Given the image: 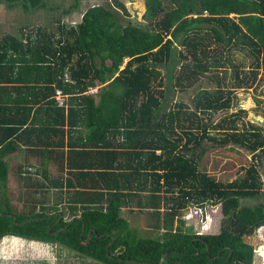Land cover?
I'll return each mask as SVG.
<instances>
[{"label":"trees","instance_id":"trees-1","mask_svg":"<svg viewBox=\"0 0 264 264\" xmlns=\"http://www.w3.org/2000/svg\"><path fill=\"white\" fill-rule=\"evenodd\" d=\"M0 2L47 7L42 0ZM79 5L74 0L64 14ZM127 16L124 4L113 1L88 8L77 25L0 36V244H58L97 264H253L254 249L244 238L264 227V204L240 201L262 194L256 153H264L263 128L239 129L243 110L215 125L211 119L233 107L236 90L250 89L259 71L264 74V0H145L148 28ZM232 50L253 63L248 73L233 64L229 78L224 68ZM174 62L175 88L195 90L192 108L179 102L160 112L159 67ZM57 90L66 97L63 106ZM24 144L43 159L18 171L45 199L17 212L5 159ZM230 144L253 156L244 178L223 183L202 165L208 148ZM54 148L62 149L54 161L66 173L56 179L45 169ZM51 191L52 203L45 196ZM209 204L221 207L215 235L178 230L161 239L150 229L141 236L122 215L123 208L148 210L163 215L168 228L188 207ZM90 229L95 234L87 240Z\"/></svg>","mask_w":264,"mask_h":264},{"label":"rangeland","instance_id":"rangeland-1","mask_svg":"<svg viewBox=\"0 0 264 264\" xmlns=\"http://www.w3.org/2000/svg\"><path fill=\"white\" fill-rule=\"evenodd\" d=\"M113 1H119L124 4L129 15L125 18L126 20H129L135 25H140L145 28L149 27V21L145 18V0H104L96 2L95 5H103L107 2L113 3ZM47 5L56 6L57 4L47 3ZM58 5L63 6V8L67 10L70 2L62 4L58 3ZM82 6L83 8L88 7V5ZM19 12L20 5L18 4L16 8L13 9V12L11 13L12 17L9 19L12 26L10 25L11 27L0 28V36L3 34L2 29H5L7 33L17 34L18 29L20 28L18 25H33V23L36 24L35 22L37 21L38 23L42 22L40 24L43 26H52L53 28L58 22H64L68 25L78 24L77 18L73 20L70 15L63 14L60 9L58 11L40 10V12L33 13L32 15H26L24 18H22V15L19 14ZM229 60L230 61L227 62V65L224 68L229 78L232 77L231 74L234 69L233 64L238 66L242 73H248L252 69L251 65L253 63V59L249 57L246 52L232 50L229 54ZM177 69L178 64L176 62L165 67H159L163 79V90L165 94V97L162 100L160 112H166L172 109L174 105L179 102L190 105L192 108L191 100L194 96L195 90L181 92L175 88L173 75H175ZM219 74H221V70ZM243 75L244 74H241V76ZM229 81L230 80H227L228 83H230ZM208 84L209 83L204 82L203 87H215V85L209 86ZM91 92L93 93L94 91L92 90ZM232 106L233 107L228 111L213 114L211 123L215 125L225 116L228 117L238 110H243L245 111V115L242 116L240 119L241 121L237 122L239 129L242 130L248 123H250L263 128L264 135V74L262 71H259L257 80L250 89H238L234 92ZM204 120L207 121V117H204ZM210 132L214 134V131L210 130ZM256 155H259V159L257 161L259 176L262 181V194L255 199L241 200V206L264 204V153L257 152ZM252 156V153L237 145L230 144L224 147L216 146L208 148V152L204 155V163L202 166L215 180L223 183H230L245 177V170L249 167V164L252 161ZM5 160L9 165L8 195L12 205L15 207L17 212L28 211L34 202L40 203L43 199H45L39 188H36L37 186L32 184L35 188L30 189V187L24 184V179L18 171L19 166L21 167L23 163L29 162L31 166V164L34 163V160L24 162L22 157L19 155L6 157ZM35 164L38 165L39 162L35 160ZM45 169L50 175H53L52 173L56 174L57 177H54L55 179L59 177L60 170L56 165L48 164ZM62 177H65V175ZM45 196H47L46 199L52 203L54 200V192L51 191L50 194ZM133 205L136 207L135 202H133ZM162 211L163 209L160 210V213L164 214L165 212ZM122 215L129 221L130 227L139 230V234L141 236H144L147 231L152 229L151 236L153 238L161 239L165 238L167 231L176 232L178 230L180 232H190L196 235H215L219 233L220 222L222 219L221 207L219 205L211 206L210 204L205 206L203 209H198L193 206L188 207L186 210L181 212L180 217L173 221L168 228L166 227L163 215H153L151 212H148V210H145L143 213L138 210L130 213L126 208H123ZM207 224H209L210 229L208 231H203L202 227ZM244 241L251 245L254 249L253 264H264V227L256 230L251 236L245 237ZM4 242L7 243L0 248V257L3 256V258L6 259L9 256L14 257L15 255H26L27 249L25 247L22 251L19 240L10 239L9 241L5 240ZM50 252L54 253L52 249ZM0 260L2 259L0 258ZM63 260L64 259H61V261ZM50 261V259H47L46 262ZM18 263L20 264L21 261H18ZM71 263L72 262H70V264Z\"/></svg>","mask_w":264,"mask_h":264},{"label":"crops","instance_id":"crops-1","mask_svg":"<svg viewBox=\"0 0 264 264\" xmlns=\"http://www.w3.org/2000/svg\"><path fill=\"white\" fill-rule=\"evenodd\" d=\"M73 1L74 0H42V3L46 4V6H47L46 8H44V9H31V8H29L28 10H25L22 7V4H19L20 5L19 14H21L22 18H24V17H26V15H32L33 13L40 12V10H43V11L44 10H48V11H55L56 10V11H58L59 9L64 14V10L65 9L63 8V6L58 5V3L62 4V3H65V2H70V5H71L73 3ZM99 1H104V0H80L79 8L77 10L72 11L71 13L65 14V15H70V17H72L73 20L75 18H77L78 19L77 23H80L81 18L83 16V14L86 12V10L88 8L93 7L95 5V3L99 2ZM47 3H54V4H57V5L56 6H49V5H47ZM82 5H88V7L87 8H83ZM16 6H14L12 8H9L6 5V3H3V2L1 3L0 2V28H2V27L6 28V27H11L12 26V24L9 22V19H10V17H12L11 13L13 12V9L16 8ZM81 8H83V9H81ZM31 23H33V22H31ZM35 23L36 24L33 23V25L30 24L28 26H20V25H18V26L20 28H23V27L31 28L33 26H40L41 25L40 23H42V22L38 23V21H37ZM2 30H3V34L1 33L2 34L1 36L7 34L5 29H2ZM52 143H54V141ZM53 150H54L55 153L54 152L51 153V155L48 156L49 158L46 157V159L49 160V161H52L49 164H54V165L57 166V164H56V162L54 160L57 159L58 156L61 155L62 149L61 148H58V149L54 148ZM13 155H19L20 157H22L24 162L28 161V160H34V163L31 164V166H30L29 162L28 163H23V165L21 166L23 169L24 168H28V167L32 168L33 166H37L35 164V160L37 162H39V164H40L42 159H43V156L35 155L34 152H31V150L26 149L25 148V144L21 145V148H20V150L18 152L14 153L12 155H9V156L11 157ZM58 169L60 170V167H58ZM52 174L53 175H49V176L57 177L56 174H54V173H52ZM64 175L66 176V173L64 171L60 170L59 171V177H62ZM16 240L20 241V239H16ZM7 241H9V240H7ZM5 243H7V242L3 241L0 244V248ZM20 245H21L22 251L26 247V249H27L26 255L21 254V256H18V255H15L14 257L9 256L6 259H4L3 256H1L0 258L2 260H0V263L1 264H19L18 261H21L20 264H70V262H72L71 264H97L96 262H94V261H92L90 259L81 257V256L77 255L76 253L59 246L58 244H56V245L44 244V243L25 244L23 241H20ZM51 249L54 251V253L50 252ZM47 259H50L51 261L50 262H46ZM61 259H64V260L61 261Z\"/></svg>","mask_w":264,"mask_h":264},{"label":"water","instance_id":"water-1","mask_svg":"<svg viewBox=\"0 0 264 264\" xmlns=\"http://www.w3.org/2000/svg\"><path fill=\"white\" fill-rule=\"evenodd\" d=\"M3 216H5V215H0V217H3ZM58 216H59V219H58V221H57V223L62 219V215L59 213L58 214ZM13 219H14V222L16 223V217H13ZM79 219V218H78ZM33 220H37L36 218H34V219H29V220H27V221H25V222H22V223H19V225H24V224H26V223H28V222H31V221H33ZM72 223V222H71ZM70 223V224H71ZM69 226V225H68ZM68 226H66L65 228H63L62 230H60V231H58V232H55L54 234H57V233H60V232H62V231H64V230H66V228L68 227ZM84 231H85V225L83 224V226H82V234L84 233ZM92 233H94L95 234V231L94 230H92V229H90L89 230V232H88V235H87V240H89L90 239V236H91V234ZM114 239H112V241H113ZM112 256H118V254L117 253H113L112 255H110L109 257H112ZM127 262H129V263H137V262H135V261H127ZM139 264H147V263H143V262H138Z\"/></svg>","mask_w":264,"mask_h":264},{"label":"built area","instance_id":"built-area-1","mask_svg":"<svg viewBox=\"0 0 264 264\" xmlns=\"http://www.w3.org/2000/svg\"><path fill=\"white\" fill-rule=\"evenodd\" d=\"M56 101L59 106H63L66 102V97L60 90L56 91Z\"/></svg>","mask_w":264,"mask_h":264}]
</instances>
